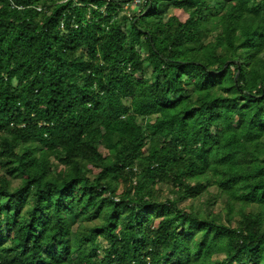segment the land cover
Returning <instances> with one entry per match:
<instances>
[{
	"label": "trees",
	"instance_id": "obj_1",
	"mask_svg": "<svg viewBox=\"0 0 264 264\" xmlns=\"http://www.w3.org/2000/svg\"><path fill=\"white\" fill-rule=\"evenodd\" d=\"M0 264H264V0H0Z\"/></svg>",
	"mask_w": 264,
	"mask_h": 264
},
{
	"label": "rangeland",
	"instance_id": "obj_2",
	"mask_svg": "<svg viewBox=\"0 0 264 264\" xmlns=\"http://www.w3.org/2000/svg\"><path fill=\"white\" fill-rule=\"evenodd\" d=\"M135 4H137V3H135ZM136 8H137V6L134 8L135 10H136ZM132 10H133V8H132ZM134 11V10H133ZM149 69V68H148ZM122 192V189H120L119 190V193H121Z\"/></svg>",
	"mask_w": 264,
	"mask_h": 264
}]
</instances>
